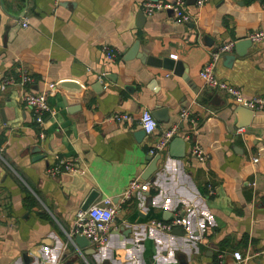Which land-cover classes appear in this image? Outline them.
<instances>
[{"label":"crops","instance_id":"obj_1","mask_svg":"<svg viewBox=\"0 0 264 264\" xmlns=\"http://www.w3.org/2000/svg\"><path fill=\"white\" fill-rule=\"evenodd\" d=\"M142 1L0 0V264H213L219 248L228 264H264L257 253L264 246V106H245L251 116L238 125L241 104L198 75L216 46L264 30V4L184 0L190 19L175 22L164 10L144 14ZM134 43L135 55L123 58ZM228 53L231 63L221 54L214 75L245 98H264V35L243 55L233 47ZM165 56L181 61V74L161 66ZM7 76L13 82H3ZM64 79L79 87L58 85L48 96L54 112L38 138L21 89ZM158 106L165 111L154 134L175 123L184 142L171 137L143 179L152 137L135 136L136 118L142 107ZM180 108L196 116L193 127L179 118ZM113 110L132 120L109 119ZM194 144L205 159L191 156ZM55 153L78 156L84 172L48 173ZM135 175L148 187L117 207L107 241L76 246L65 232L88 192H97L92 202L115 201ZM182 207L180 234L147 226Z\"/></svg>","mask_w":264,"mask_h":264},{"label":"built area","instance_id":"obj_2","mask_svg":"<svg viewBox=\"0 0 264 264\" xmlns=\"http://www.w3.org/2000/svg\"><path fill=\"white\" fill-rule=\"evenodd\" d=\"M206 0H195L196 5H201ZM264 4V0H261ZM184 0H143L141 2V11L144 14H151L157 10H164L170 12V15L175 22H185L190 19V14L185 9ZM21 25H26V18L23 17ZM264 35V30L257 29L248 33L247 37L252 41H259ZM233 41L228 40L216 46L210 54L209 59L202 65L198 71V75L204 80V82L211 87L223 90L228 96H230L236 104L247 106L253 110L260 109L264 106L263 97L245 98L239 88L231 85L224 80L218 79L213 73V65L215 60L223 53H228L232 50ZM101 50L107 58H113L115 52L106 44L101 45ZM19 83L25 84L28 79V74L24 71L18 73ZM11 76H7L2 79L3 82H13ZM56 81H46L44 86L39 89H21L20 101L27 108L33 116L35 124L38 126L37 137L43 138V121L46 116L53 114V108L48 101V96L53 94L56 90ZM108 118L115 122H130L132 115L126 111L113 110L109 113ZM179 118L182 121L187 122L190 127H193L196 123V116L192 114L188 108H180ZM139 127L142 129L144 135L151 136V142L148 144L147 151L150 155L158 154L163 149L166 143L171 137L178 132V126L175 123L162 128L156 135L157 120L152 115L150 109L142 107L138 117L136 118ZM240 131L241 128L236 129ZM191 156H194L198 160H203L207 157V153L198 145L194 144L190 148ZM54 160L47 165L46 171L50 174L58 173H83L85 166L80 164V158L78 156L66 157L55 153ZM0 159H3L0 147ZM257 156L252 157V161H256ZM148 184L144 182L138 175L132 176L125 188L120 192L114 201L110 196L101 198L98 202H91L85 208L78 206L71 219L69 229L65 232L67 237L72 240V236L79 234L86 237L90 244L94 247H100L103 245L109 234V229L113 220V216L117 210V207L129 200L132 196L142 190H146ZM212 193V190H209ZM185 208L177 209L168 219H156L150 218L147 222L148 227H152L158 230L170 232L174 226L186 228L187 217L185 214ZM258 252L264 253V246L260 248ZM224 250L219 248L215 252V258L213 264H228L224 258ZM49 264H65L63 261L51 262Z\"/></svg>","mask_w":264,"mask_h":264},{"label":"water","instance_id":"obj_3","mask_svg":"<svg viewBox=\"0 0 264 264\" xmlns=\"http://www.w3.org/2000/svg\"><path fill=\"white\" fill-rule=\"evenodd\" d=\"M251 44H252V41L248 37H243V38H239V39L234 41L233 48L235 50V53L237 55L241 56L245 53L246 48H248ZM135 53H136V43H134L131 46V48L125 52L123 58H129L130 56L135 55ZM233 57H234V55L230 54V53H225V55H224V59H225L227 64L231 63ZM160 62H161V66L163 68H168V69H171L176 74H181L182 66H181L180 60H175L171 56H165V57L161 58ZM58 85L63 87V88L64 87H69V88H78L79 87V84L75 80H72V79L61 80L59 83H56V86H58ZM69 96H70L69 94H64L62 97V102L65 104H67V101L70 102ZM67 110L69 111L68 107H67ZM164 111H165L164 107L158 106V107H155L153 110H151V113L154 116V118L157 120L158 118L163 117L162 114L164 113ZM235 111L238 113V115L239 114L243 115V118H242V120H239L238 125H245L247 123V121L249 120V117L251 116L252 110L243 106V105H237L235 107ZM143 134L144 133H143L141 128L135 132L136 137H139ZM171 141L172 142H184L183 138L181 136H178V135L173 136ZM172 154H174V156L180 155V153H178V154L172 153ZM172 154L170 153V155H172ZM158 157H159L158 154L153 155V156H149V162L140 174L141 178L145 179L150 174V172L154 170L155 162H156V159ZM96 193H97L96 190L91 189L88 192V194L86 195V197L84 198V200L82 201V203L80 205L81 208H85L88 204H90L93 201L94 197L96 196ZM171 231L173 233L175 232L176 234H180V228L177 226H174L171 229ZM72 240H73L74 244H76V246H78V247H83V246H86L90 243L86 237H84L83 235H79V234L74 235Z\"/></svg>","mask_w":264,"mask_h":264}]
</instances>
